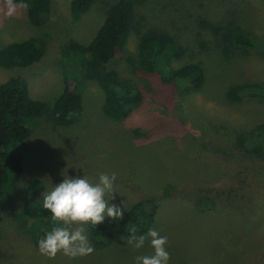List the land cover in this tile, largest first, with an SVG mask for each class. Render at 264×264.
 Masks as SVG:
<instances>
[{
    "label": "rangeland",
    "instance_id": "rangeland-1",
    "mask_svg": "<svg viewBox=\"0 0 264 264\" xmlns=\"http://www.w3.org/2000/svg\"><path fill=\"white\" fill-rule=\"evenodd\" d=\"M117 1L96 0L76 20L71 0H51L47 22L33 25L23 3H11L9 14V3L0 0V51L15 41L49 35L40 62L0 67V83L23 77L31 96L50 108L66 85L83 90V109L71 125L56 126L46 115L29 122L32 134L23 148V169L0 210V264H135L136 256L152 254L150 238L135 248V241L128 243L131 237L119 229L121 218L108 217L104 223L113 239L104 248L92 242L87 223L91 253L49 256L39 251L38 230L24 219L29 207L43 210L32 212L34 221L45 220V190L64 176L85 174L96 182L101 172L115 175L110 202L122 208L123 216L139 200L158 201L153 229L167 237L169 264H264V157L249 156L238 144L244 131L264 122V100L234 103L226 95L233 84L264 81V0H148L139 6L144 30L167 32L185 49L169 69L197 63L206 80L200 89L190 90L182 82H167L163 65L161 72L135 70L127 62L138 53L134 33L123 57L119 54L109 64L143 92L142 104L122 120L104 113L105 92L97 81L64 79L63 58L71 39L91 41ZM202 20L240 25L258 35L261 45L225 55L222 36L201 27ZM34 179L41 182L36 195L28 191ZM199 195L209 201L199 203Z\"/></svg>",
    "mask_w": 264,
    "mask_h": 264
},
{
    "label": "trees",
    "instance_id": "trees-1",
    "mask_svg": "<svg viewBox=\"0 0 264 264\" xmlns=\"http://www.w3.org/2000/svg\"><path fill=\"white\" fill-rule=\"evenodd\" d=\"M6 3H23L33 25H43L51 16V0H2ZM96 0H71V16L78 20L92 8ZM148 0H118L112 4L106 18L88 44H80L71 39L63 48L65 60L64 79L80 78L95 80L105 92L104 113L114 119H126L143 102V92L131 80L109 64L126 48L132 34L139 36L138 53L128 56L135 70L143 72H161L160 65L167 67L164 79L167 82H182L186 89H200L205 80V69L197 63H190L180 68L168 67L174 58H181L185 49L171 34L155 29L144 30L143 15H138L137 8ZM201 27L208 28L215 35H221L224 43L223 53L229 55L233 49L249 52L258 48L261 40L240 25L234 23L216 24L208 20L200 22ZM49 35L34 36L6 45L0 51V67H29L40 62L48 50ZM229 101L239 103L246 98L264 100V81H253L231 85L227 92ZM83 109V90L78 85L71 88L66 85L56 98L52 108L30 94L28 81L23 77H11L0 83V210L4 199L15 186L23 169V148L32 134L29 122L46 115L56 126H69ZM139 134L140 131L136 130ZM241 152L249 156L264 157V122L244 131L239 137ZM41 187L37 179L29 183L28 191L36 195ZM167 189V188H166ZM209 198L197 196V201L207 202ZM209 201V200H208ZM159 203L153 199H143L134 203L119 221L120 231L129 237L145 235L153 228L158 214ZM43 211L39 206H30L24 219L33 222L31 228L35 243L50 231L55 223L50 210L43 212L45 220H33L32 212ZM32 219V220H31ZM36 219V218H35ZM92 242L104 248L112 242V230L104 223L91 225ZM135 228V233L132 229Z\"/></svg>",
    "mask_w": 264,
    "mask_h": 264
},
{
    "label": "clouds",
    "instance_id": "clouds-1",
    "mask_svg": "<svg viewBox=\"0 0 264 264\" xmlns=\"http://www.w3.org/2000/svg\"><path fill=\"white\" fill-rule=\"evenodd\" d=\"M13 10L9 2V14ZM114 181V174L103 172L99 173L96 182L91 181L85 174L64 176L51 190H45L42 193L43 208L50 210L52 220L57 223L38 241L39 251L49 256H54L58 251L71 256L91 253L93 248L83 225H99L106 217L123 216L122 208L110 202L116 191ZM135 231L133 228L132 232ZM148 238L153 252L150 255L136 256L135 264H169L167 237L156 229H148L146 235H133L128 243L135 241L134 247L141 248Z\"/></svg>",
    "mask_w": 264,
    "mask_h": 264
}]
</instances>
